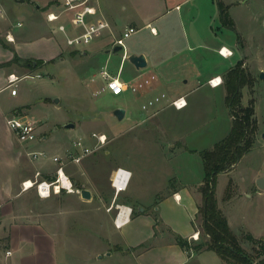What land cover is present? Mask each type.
Returning a JSON list of instances; mask_svg holds the SVG:
<instances>
[{
    "label": "crops",
    "instance_id": "crops-1",
    "mask_svg": "<svg viewBox=\"0 0 264 264\" xmlns=\"http://www.w3.org/2000/svg\"><path fill=\"white\" fill-rule=\"evenodd\" d=\"M40 1L0 0L7 15L5 19L0 21V264H98L97 260L102 258L103 255L112 256L119 264H190V258L195 249L188 246L189 251L188 247L179 244L177 238L179 236L189 238L191 234L200 230V227L197 228L196 219L199 216L197 212L202 196L197 197L195 192L192 193L190 189L192 183L188 181L187 171H179L180 166H183L184 170L190 168L188 164L186 162H181L180 165L176 163L177 168H175L171 163L172 156L170 153L167 164L169 171H166L161 178H153L149 182L143 178L149 170L139 161V156H135V161L132 160V156L120 162H107L105 167L106 177L101 178L90 175L85 178L87 181L84 182H79L77 179L73 180V183L76 182V187L82 188L84 186L88 188L91 197L83 198L80 193L71 195L70 199L73 202L74 209L69 211L64 206L59 205L56 216L51 215L49 196L44 197L36 194V199L41 204L40 208L29 207L24 203L27 199H23V196L26 195L27 190L21 189L22 182L27 179L33 180L37 170L47 173L45 177H49L50 172H46L45 168L48 164L44 160L37 169L33 166H25L21 160L23 147H27L29 150L40 149H31L30 144L21 143L7 125V117L17 113L19 109L24 110L26 107L24 104L21 105L13 101L12 98H15L19 91L17 90L15 94L11 93L12 87L8 86V75L11 73H28L29 75H25L21 79L38 78L39 76L43 77V75L54 78L55 73L67 70L68 73H71L75 83H81L86 73L89 72L87 70L88 65H96L98 62L97 70L92 71L89 78V81L94 83V85H88L93 91L95 89L99 90L105 84V78L101 75L103 69L111 75L120 77L127 62L132 65L128 70L133 75L132 79L127 80V82H131L141 75L155 74L151 82L139 91L132 92L130 89L123 91L134 95L136 101L139 102L140 111L132 105L115 103L107 109L106 103H95L93 100L91 103L88 102L90 105H100L101 109L108 115L104 121L108 120L107 124L110 128L117 127L119 125L118 121L125 120L124 123L127 126L128 133L135 127L142 126L147 120H152L158 112L160 113L167 108L177 113L181 112L180 114H190L188 111L193 110L194 103L200 102L197 100L199 97H195L199 89L207 86L209 89H213L223 85L221 82L216 86H212L209 79L215 76L223 79V74L236 61L223 63L221 69L215 68L214 70L200 72V70L191 68L207 67L202 66L201 63L196 66L194 58L198 60L204 58L202 54H199L200 57L194 56L193 48L203 46L204 49L209 51L208 54L210 52L212 55L218 53L222 59H228L235 55V50L225 41L232 42L234 37L229 34L226 38L221 35V39H218L216 28L219 27H216V25L215 27L211 26L209 20L202 23L197 20H189L190 23L187 24V20L182 19L178 13V10L181 9L178 2L165 0V10L157 11L154 8L155 3H158L159 0H143L146 7L149 8L147 13L143 15V24L144 27H150L152 35L150 42H146L148 46L145 47V42L143 47L138 41H133L131 52L126 49L112 52L111 49L115 45V40L122 36L116 33L109 17L111 16L110 9L113 6L116 7L115 4L118 3V0L110 1V6H107L108 10L101 6L102 3L99 0L89 1L91 10L86 14L85 22L86 24H96L99 29L93 32L89 39L82 38L78 44H69L67 39L82 34L85 31L84 26L74 24L71 21L72 14L67 16L69 10L66 8L61 7L59 10H52L53 5H50V3L53 0ZM189 1L185 0L184 2ZM171 2H174V6L172 5L173 7L169 8L168 4ZM45 4H47L45 10L39 12V9H43ZM129 4L132 5L133 2ZM225 4L229 12L231 5ZM168 9H174L177 11V15L166 18L165 14L168 13ZM45 12L47 14L53 12L59 16L55 20H49ZM35 13H39L36 17L39 18L37 23L39 27H37L36 32L30 31V28L16 30L11 24L10 15L12 14L16 16V23L21 21V25L16 23L14 25L20 28L24 26L23 20L33 18ZM215 14L219 17V10L216 9ZM64 18L71 22L72 28H80L81 32L78 34L70 32ZM232 19L234 22L233 30L238 31L236 21L233 17ZM7 23L9 24L8 28L6 27ZM60 24L64 25L63 30L59 28ZM125 28L126 26L123 30ZM168 37L171 39H168ZM221 46L232 50V54L229 56L220 54L218 49ZM172 52L176 55H171ZM140 53L145 55L146 66L150 54L152 60L157 65L160 64L159 68H151L147 72H142V68H136L128 59V56ZM15 54L20 61H13ZM171 56H175V58L171 60ZM26 59L31 61L25 65L22 60ZM99 59L101 60L98 61ZM112 59L118 60L117 67L116 65H109ZM74 61H77V63H73ZM71 64H74L76 68H65V65L70 66ZM25 69L28 72H24ZM21 79H18V81ZM223 86L225 87V85ZM99 93L101 95L98 97L102 99L110 95V92L106 90ZM72 95L76 100L65 102V105H71V108L80 107L81 104L89 106L81 100L80 94ZM181 96L186 99L187 103L183 107L177 108L173 104V100ZM225 96L226 89L224 88V100ZM44 99L47 102L56 104L57 107L55 108H58V103L61 101V97L55 98V100L51 97H44ZM190 106L191 110L189 109ZM117 107L125 109L122 119H118L113 113V110ZM229 115L227 127L220 128L218 126L210 132L206 130L205 134L198 135H204L206 141L209 138V148L229 133L232 125L230 112ZM59 118L62 126L60 127L59 122H56L52 130L59 131L61 136L72 138L73 131L77 128L78 131L81 130L80 124L73 122H71L74 124L73 127H67L65 124L70 123V120L65 114H62ZM170 121L172 126L169 131L164 130L163 132L166 135L160 136L167 137L161 142L160 150L162 153H164L165 146L174 148L178 143L182 146V149H190L196 152L206 148L201 147L202 145L187 148V146H184L185 143H182V140L197 131L198 127L195 124L188 123L185 134V132L180 133L181 128L178 129L177 118L170 119ZM46 136H41V139L47 138ZM74 140L71 139V146ZM16 141L23 144V146L18 147ZM61 144L56 149L63 148L64 145ZM122 150L126 151V147L123 146ZM109 152L110 150L107 149L106 153ZM114 152L118 153L117 149ZM126 153L130 156L136 153L140 154L141 151L137 147L130 148L128 146ZM53 155H57L55 150ZM48 157L51 158L50 155ZM66 165H64V169ZM95 167L91 165L90 171ZM117 168L128 171L127 176L124 177V179H127L125 183L117 184L113 182ZM230 171L222 173L226 174ZM189 174H192V172L189 171ZM154 177H159L158 173ZM201 183L202 181L197 183L198 189ZM179 184L183 186L182 189L178 187ZM118 185L122 186L116 187ZM13 203H16V207H13ZM71 211L73 212L74 233L78 230L82 233L86 231L91 233L104 232L105 241H99L98 237H94L95 243L93 247H89L90 249L85 245L83 246L82 243H78L79 240H75L72 244L66 242L61 252L57 253V247L53 242L54 240L51 239L50 232L56 230L53 229V226H56L59 233L63 229V225H68V222H65L67 221L66 214ZM62 214H64L66 220L60 218ZM98 218L105 219V225L101 226L102 229L100 228V230L97 228ZM227 218L230 227L235 231L231 217L227 215ZM87 226L90 229H85ZM111 246H114V248L111 249ZM80 248L84 249L85 253H78L80 257L75 256L73 259L70 251L75 252ZM192 249L194 250L192 251ZM105 264L110 263L106 262Z\"/></svg>",
    "mask_w": 264,
    "mask_h": 264
},
{
    "label": "rangeland",
    "instance_id": "rangeland-1",
    "mask_svg": "<svg viewBox=\"0 0 264 264\" xmlns=\"http://www.w3.org/2000/svg\"><path fill=\"white\" fill-rule=\"evenodd\" d=\"M99 1L102 3L101 6H103L105 10H108L107 6H110L109 2L113 0ZM171 1L178 2L180 4L179 7H181V9L178 10V13L182 19L187 20V24L190 23L189 20H197L199 23L209 20L211 26L213 25V27H215L216 25V27H219L216 28L218 39H221V35L223 38H226L229 34L230 36L234 37L232 42L228 40L225 41V43L231 45V47H233L235 50V55L228 59H222L218 53L212 55L210 52L208 54L207 52L209 51L204 49L203 46L194 47V56H199V54H202L204 58L203 60H201V58L199 60L194 58L196 66L201 63L202 66L207 68L191 69L200 70V72H206L209 70H214L215 68L221 69L223 67V63L234 61L237 62L241 60L242 68H245V70L249 72L253 78V83L251 85L244 86L242 89V102L247 104L250 99H253L254 101L255 116L258 121L255 142L251 149L241 157V159L236 163L234 168L229 173H219L217 175L215 195L218 205L224 215L226 217L227 215L231 217V222L236 232L240 233L242 230L243 232L248 231L254 236L264 238V188L258 187L256 183L257 178L264 175V136H262V133H264V78L259 76L260 72L264 71V0H221L224 2V4L228 3L231 5L229 13L236 21V28L238 29L239 33L237 30H233L222 25L221 20L215 14L216 9L218 10V0H190L189 2H184L185 0ZM130 2H133V4L130 5ZM174 2L169 3L168 7L170 8L172 5L174 6ZM145 4L146 3L143 2V0H118V3L115 4L116 7L113 6V8L110 9L111 16L109 17L118 35H123L124 27L131 26L130 24H132V26H134L136 29L135 32L130 34V37H126L124 40L126 45L125 49L129 52L132 51L133 41H138L140 45H143V47L146 45L145 47H147L148 44H146V42L149 43L150 39L152 38L149 29L150 27H144L143 24V15L146 14L149 9ZM50 5H53L52 10H59L61 7H66L64 0H53L51 1ZM56 5L58 6L56 7ZM123 6H125V8H123ZM46 7L47 4H45L43 9L40 8L39 12L45 10ZM165 7V0H159L158 3H155L154 9H157V11H163L165 10ZM38 14L39 13H35L33 18L30 17L23 20L24 26L20 28L14 26L16 23L15 15H10V21L16 30L30 28V31L36 32L37 27H39L37 24L39 18H36ZM46 14L47 12H45V15ZM71 14L72 10H69L67 12V16H70ZM165 15L166 18H172L173 16L177 15V11L174 9H168V13ZM64 21L67 29L70 32H76V34L81 32L80 28H72L71 22L68 21V19L66 20L64 18ZM8 26L9 24L7 23L6 27L8 28ZM187 26L190 27L189 25ZM72 33L70 34L73 35ZM237 36L238 39L236 40ZM168 39L171 38L168 37ZM172 54L176 55V53L173 52L171 55ZM171 58V60H173L175 56H171ZM100 60L101 59L98 61ZM73 63L76 64L77 61H74ZM97 65L98 62L96 65H88L87 70H89V72L86 73L81 83H75L71 73H68L67 70H61L55 73L54 78L43 75V77L39 76L38 78L21 79L22 77H25V75L29 74L14 73L21 80L16 82V88L19 93L15 98L12 99L21 105L24 104L26 107L25 109L23 108L24 110L19 109V111L13 115H24L25 117L32 118L37 122V139L34 142H30L28 144L31 145V149L44 150L48 155L51 156V158L42 157L32 160L28 154L29 149L27 147H23L22 149L24 150L21 156L23 164L25 166H33L37 169L44 160L48 164L45 170L46 172H50V175L49 177H45L47 173L40 171L41 176L39 177H53L54 170L57 167V164L52 159L54 150L57 155L64 156L66 150L71 148V139L76 140L80 135L87 145L96 147L97 137L90 134L104 133L106 135V142L101 147L96 148L92 153L85 156L80 164L67 163L65 172L72 180L77 179L79 182H84L87 181L85 178L90 175L101 178L106 177L105 167L107 162H120L123 159L131 158L132 156V160L135 161V156H139V161L149 170L147 174L143 176V178L149 182L153 180V178H161L162 175L166 173V171H169V166L167 164L170 153L173 159H171V163L175 166V168H177L175 165L176 163L180 165L181 162H186L188 164V167L190 168L184 170L183 166H180L179 171H187L188 181L192 183V185H190L192 193L194 194L195 192L197 197H201L197 183L203 179L204 168L199 152L190 149H182V146L178 143L174 148L165 146L166 149L164 148V153H162L160 150L161 142L167 139V137L160 136L166 135V133L163 131H169L170 127L172 126L170 119L174 120L177 118L178 129L181 128L180 133L185 132L186 134V127L188 126V123H193L196 127H198L195 133H191L190 136H187L188 138L182 140V143H185V147L187 146V148H192L202 145L201 147L209 148V138L206 141L204 135H198L207 132L206 130L210 132L218 126L220 128L224 126L227 127V123L229 122L230 118L228 106L224 100L225 87L223 85L225 73L223 74V79L221 78L223 85L213 89H209L207 86L198 90L195 97H199L197 100L200 102L196 104L194 103L195 107L193 110L188 111L190 114H180L181 112L177 113L172 109L167 108L160 113L158 112V114L152 120H147L146 123L142 124V126L135 127L127 133V126L124 123L126 122L125 120L118 121L117 123L119 125L117 127L114 126L113 128H110L107 124L108 120L104 121L108 115L103 111V109H101L100 105L96 104L94 106L88 103H91L92 100L95 103L103 102L107 104V109L110 108L112 104L119 103L123 105H132L136 110L140 111L139 102L136 101L134 95L130 92H123L119 95H113L110 93V95H107L102 99L98 97L101 95L97 92L98 89L93 91L91 90V87L88 85H94V83H91L89 78L92 75L91 72L97 70ZM109 65H116L117 67L118 60L112 59L111 62H109ZM159 65L160 64L157 65V63L152 60L149 54L148 65L143 67L141 71L147 72L151 68H159ZM130 66L132 65L127 62L126 67L120 76L121 80L127 81L132 79L133 75L128 70ZM65 68L76 67L74 64H71L70 66L65 65ZM114 69L116 70V68ZM24 72H28L27 69H25ZM72 94H80L81 100H83V102L89 106H84L81 104L80 107L76 106V108H71V105H65V102H74V100H76ZM44 97H51L53 100H55V98L61 97V101L58 103V108H55L57 107L56 104L45 101ZM189 109L191 110V106ZM62 114H65L66 117H69L70 122L80 124L81 126V130L79 129L78 131L77 128L75 131H73L72 138L68 136H61L59 131L57 132L52 130L55 126L54 124L60 121L59 117ZM187 119L189 120L188 122ZM58 125L61 127L62 122H59ZM167 134L169 135L168 132ZM43 135H47V138L41 139V136ZM16 144L18 147L21 145L23 146V144L18 141H16ZM60 144L64 145L62 146L63 148L59 147L56 149V147ZM123 146L126 147V151L122 150ZM128 146H130V148H133V146L139 148L141 153H136L129 156V154L126 153ZM107 149L110 150L108 154L106 153ZM115 149H117L118 153L114 152ZM91 165L96 167L90 171ZM189 171L192 172V174H189ZM157 173L159 177H154V175ZM229 180L232 181V188L230 196L226 197ZM178 187L181 188L183 186L179 184ZM75 188L77 187L75 186ZM21 189H23V187H21ZM26 190V195L23 196V199L26 198L27 201L24 203L29 205V207L33 206L35 208H40V201L36 199V194L38 195V192L35 186ZM79 193V191L75 190L71 192L64 188L61 189L60 192H52L48 198L51 215L54 214L56 216L59 205H61V207L64 206L66 210H73L74 205L70 199V196ZM15 205L16 203H13V207H16ZM72 213L73 212L71 211L70 213L66 214L67 221L65 222H68V225H63V229H61L59 233L57 232L56 226H53V229L56 230H51L50 232L51 239L54 240L53 242L56 244L55 246L57 247V253L61 252L62 247L65 246L64 244H66V242L67 244H72L75 242V240H79L78 243H82L83 246L85 245L89 248L94 246V237H98L99 241H105L104 232L91 233L86 231L82 233L80 230H78L76 233H74ZM60 218H62V220H66L64 214L60 215ZM104 220L105 219L103 218H98L97 228L99 230L101 226L105 225ZM201 222L202 220L198 216L196 219V224L197 228L200 227V230H197L199 234L197 232V238H193L191 236L186 238L189 242V247H191V245H193L194 241L196 240L207 239V236L203 234ZM85 229H90V227L87 226ZM243 246L247 251H250V245H248L246 241L243 242ZM189 247L187 249L190 251ZM113 248L114 246H111V249ZM80 249H77L75 252L73 250L70 251L73 259L75 256L78 258L80 257L79 254L85 253L84 249ZM193 250L194 249H192V251ZM97 261L98 264H105L106 262L110 264H119L112 258V256L109 257L107 255H103V257L99 258ZM224 263L225 262H223L214 251L207 249L193 252L190 258V264Z\"/></svg>",
    "mask_w": 264,
    "mask_h": 264
},
{
    "label": "trees",
    "instance_id": "trees-1",
    "mask_svg": "<svg viewBox=\"0 0 264 264\" xmlns=\"http://www.w3.org/2000/svg\"><path fill=\"white\" fill-rule=\"evenodd\" d=\"M218 10L222 25L234 29L233 19L226 4L221 0H218ZM13 61H20L16 54ZM22 61L25 65L30 62L29 59ZM241 64V60L237 61L224 74L225 100L232 116L231 129L213 147L199 151L204 176L199 186L202 201L198 206L197 215L202 220L201 227L207 239L196 240L191 246L195 251L202 249L214 251L226 264H264V238L254 236L248 231L235 232L220 209L215 195L217 175L232 170L241 157L251 149L258 129L253 99L247 104L242 102V89L246 85H251L253 78ZM231 184L232 181L229 180L226 197L230 196ZM177 241L183 247L190 246L187 239L181 236ZM244 241L250 245V251L243 246Z\"/></svg>",
    "mask_w": 264,
    "mask_h": 264
},
{
    "label": "built area",
    "instance_id": "built-area-1",
    "mask_svg": "<svg viewBox=\"0 0 264 264\" xmlns=\"http://www.w3.org/2000/svg\"><path fill=\"white\" fill-rule=\"evenodd\" d=\"M66 5V9L72 10V18L71 21L74 24H81L84 26L85 31L79 36L68 38L67 41L69 44H78L81 42L82 38L89 39L91 34L99 29V26L96 24H86L85 16L91 10V6L89 4V0H64ZM6 10L3 5L0 3V21L6 18ZM58 14L50 12L47 14V18L49 20H55L58 18ZM17 25H21V21H17ZM60 29H64V25H59ZM136 29L134 26H128L125 28L123 35L115 40V44L121 45L123 49H125V38L130 36ZM225 46H221L218 49V52L223 56H229L232 54V50L226 49ZM101 75L105 78V84L102 88H100L97 92L108 91L113 95H119L126 89H130L132 92H137L140 89L147 86L151 80L155 77V74L149 75H141L135 78L131 82L123 81L119 76L111 75L107 70L103 69L101 71ZM219 76H215L209 79V83L212 86H216L222 82ZM19 77H17L14 73L8 75V86H11V93L15 94L17 91L16 82ZM187 103L184 97H178L173 100V104L177 108L183 107ZM7 125L14 132L17 139L21 143H30L34 142L37 139L36 128L37 122L32 118H27L24 115H13L6 119ZM97 137L96 147L87 145L82 137H78L73 141L72 146L69 150H66L64 156L63 155H53L52 159L57 164L56 169L54 170V176H50V178H40L41 172L37 170L35 172V178L33 180L27 179L22 182L23 189H28L35 186L38 194L40 196L48 197L52 192H60L61 189H66L68 191H79L78 188H75L73 180L70 176L65 172L64 165L67 163H76L79 164L84 156L92 153L96 148L101 147L106 142L105 134H92ZM28 154L31 159H38L42 157H48L47 153L44 150H29ZM128 171L117 168L114 174L113 182L117 184H121L122 182H126L127 179H124L127 176ZM68 180L69 184L63 180ZM64 181V182H63ZM29 182L31 184H29ZM122 185H118L116 187H121ZM117 220V219H116ZM193 238H197V232L191 235Z\"/></svg>",
    "mask_w": 264,
    "mask_h": 264
},
{
    "label": "water",
    "instance_id": "water-1",
    "mask_svg": "<svg viewBox=\"0 0 264 264\" xmlns=\"http://www.w3.org/2000/svg\"><path fill=\"white\" fill-rule=\"evenodd\" d=\"M22 1V0H21ZM123 50V47L121 45L115 44L113 46V48L111 49L112 52H119ZM128 59L136 66V68L140 69L146 66L147 62H146V58L145 55L143 53L140 54H130L128 56ZM35 64V62H34ZM261 78H264V71L260 72L259 75ZM124 112L125 109L122 107H117L113 110L114 115L118 118V119H122L124 116ZM67 127H73L74 124L73 123H67L65 124ZM262 136H264V133H262ZM257 186L260 188H264V175L259 176L256 180ZM76 184V182H74V185ZM79 192L81 194V196L83 198H90L91 197V192L88 188L86 187H82L79 188Z\"/></svg>",
    "mask_w": 264,
    "mask_h": 264
},
{
    "label": "bare ground",
    "instance_id": "bare-ground-1",
    "mask_svg": "<svg viewBox=\"0 0 264 264\" xmlns=\"http://www.w3.org/2000/svg\"><path fill=\"white\" fill-rule=\"evenodd\" d=\"M227 49V48H226ZM226 49H224L225 51H226ZM63 180L66 182V184H69V182H68V180H65V178L63 177ZM63 181V182H64ZM29 184H31L30 182H29Z\"/></svg>",
    "mask_w": 264,
    "mask_h": 264
}]
</instances>
